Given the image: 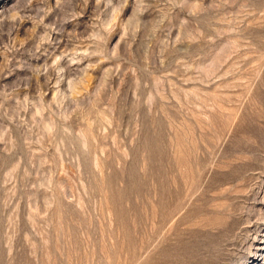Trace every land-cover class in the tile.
I'll list each match as a JSON object with an SVG mask.
<instances>
[{"label": "rangeland", "instance_id": "1", "mask_svg": "<svg viewBox=\"0 0 264 264\" xmlns=\"http://www.w3.org/2000/svg\"><path fill=\"white\" fill-rule=\"evenodd\" d=\"M0 264H264V0H0Z\"/></svg>", "mask_w": 264, "mask_h": 264}]
</instances>
